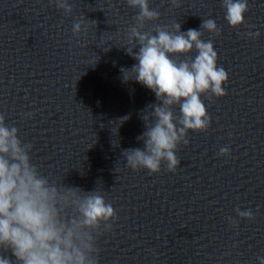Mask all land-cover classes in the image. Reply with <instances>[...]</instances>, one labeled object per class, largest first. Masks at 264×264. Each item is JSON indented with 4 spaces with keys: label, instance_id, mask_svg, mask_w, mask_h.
<instances>
[{
    "label": "clouds",
    "instance_id": "clouds-1",
    "mask_svg": "<svg viewBox=\"0 0 264 264\" xmlns=\"http://www.w3.org/2000/svg\"><path fill=\"white\" fill-rule=\"evenodd\" d=\"M49 2L66 16L74 11L69 0ZM169 2L172 8L181 6L180 0ZM126 3L137 14L127 30L129 46L123 48L137 63L121 67V78L151 90L156 102L141 113L145 130L137 140L143 147L124 149L121 155L125 166L133 171L157 174L166 163L167 171L175 172L181 162L176 152L179 145L189 143L188 133L206 132L211 126L202 97L211 100L227 94L224 85L229 74L218 65L213 40L202 39L205 31L219 37L222 29L214 19H203L199 30L181 31L179 22L146 30L149 22L160 19V11L152 8L149 0ZM221 6L231 28L246 23L248 0H221ZM87 20L83 16L73 21L74 36L87 32ZM245 35L258 39L260 32ZM193 51L194 57L188 55ZM177 56L188 59L173 58ZM32 115L27 113L25 118ZM129 118H120L119 125ZM32 150L33 145L21 138L19 128L6 123L0 113V264H100L99 240L118 220L116 209L97 187L86 191L64 183V178L56 180L42 173L33 162ZM230 153V147L224 146L218 155ZM235 212L241 219H255L251 209L238 207ZM227 219L231 226L239 227L237 220ZM256 260L264 264V255Z\"/></svg>",
    "mask_w": 264,
    "mask_h": 264
}]
</instances>
